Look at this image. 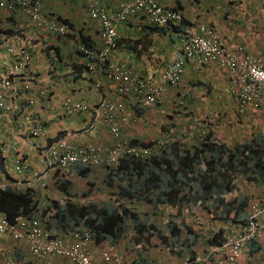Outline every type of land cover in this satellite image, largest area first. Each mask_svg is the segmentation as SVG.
<instances>
[{"label": "built area", "instance_id": "2783aa9c", "mask_svg": "<svg viewBox=\"0 0 264 264\" xmlns=\"http://www.w3.org/2000/svg\"><path fill=\"white\" fill-rule=\"evenodd\" d=\"M42 2L0 0V10L10 13L20 9L48 32L67 34L69 25L55 15L43 14ZM87 5L89 17L99 27L100 46L90 48L75 41V49L84 57L87 71L93 72L100 65H106L115 84V96H104L94 104L66 96L51 111L54 118L90 113L89 127L94 129L99 123L107 125L114 142L111 145L75 146L63 137L48 139L45 121L32 109L33 97L28 95L27 89L19 93L16 88V81L30 76L31 65L38 60L32 50L33 42L24 32L3 35L0 31L1 186H9L15 191L26 188L35 191L38 187L44 190L50 173L59 174V180H69L77 172L78 165L101 169L104 178L122 159L149 156L152 147L132 145L120 138L121 126L131 118L130 112L134 115L136 108L151 107L167 86H176L188 63H216L226 68L230 78L224 90L233 99L238 113L244 114L248 109L264 111V50L252 56L242 45L229 47L224 38L205 23L182 25V12L163 0H117L113 15L102 9L100 0H88ZM261 6L264 8V0H261ZM133 15L141 16L147 25L179 27L180 48L163 70L136 74L124 64L110 59L117 45V23H123ZM36 95L46 98L49 91L43 87ZM17 100L24 101V105H17ZM13 118L16 132L14 127L7 125ZM19 138L28 139L35 145L41 171L31 170L32 165L21 149ZM164 144L159 140L153 146L159 148ZM53 200L56 199L51 194H46L35 215L21 218L15 224H10L0 211V264H133L117 243L95 242L91 230L84 225L62 234L49 230L41 218V211ZM248 209L246 220L230 224L226 240L220 246L210 247L202 256L186 255L179 264H234L248 249L249 243L264 237V197L250 201ZM19 244L27 252L23 263H18L16 258L17 250L21 249Z\"/></svg>", "mask_w": 264, "mask_h": 264}, {"label": "crops", "instance_id": "0c3cea01", "mask_svg": "<svg viewBox=\"0 0 264 264\" xmlns=\"http://www.w3.org/2000/svg\"><path fill=\"white\" fill-rule=\"evenodd\" d=\"M163 2L182 12V25L205 23L216 30L229 47L242 45L252 56L259 55L264 50V8L261 6V0H163ZM87 4L88 0H43V14L67 19L73 24L71 31L69 30L65 35L48 32L43 26L32 22L27 14L20 9L10 13L0 10V29L6 30L3 35L24 32L33 42L32 50L38 60L32 63L30 76L21 77L16 81V88L19 93L27 89L28 95L33 97L32 109L36 116L45 121L48 139L54 140L63 137L75 146L111 145L114 138L107 125L99 123L94 129L89 127L92 120L90 113L54 118L51 111L53 106H57L66 96L75 100L86 99L91 104L97 103L104 96L109 98L115 96V84L109 73L99 67L93 72L87 71L84 57L75 49V41L80 42V37L76 34L79 29L93 43L92 48L100 46L99 27L89 17ZM100 4L104 11L113 15L117 7V0H100ZM116 30L118 42L111 52L110 59L124 64L136 74L144 75L148 72L163 70L171 56L180 48L179 27L175 25L149 26L141 16L133 15L127 21L117 23ZM229 78L230 72L216 63H188L176 87H166L159 99L160 103L168 100L173 101L172 103H181L180 111L175 110V115L172 116V119L170 118V122L178 119L181 122L186 121L184 126L178 128L179 138L184 141L191 139L193 142V139L199 137L203 131L210 130L214 136H217L229 147L245 141L246 126L243 124L245 120L241 118L253 117L257 120L264 117V111L248 109L244 115L238 113L233 99L224 90ZM43 87L49 91V96L46 98L36 95V92ZM24 103V101L17 100V105L23 106ZM155 109H147L138 115H133L130 112L131 118L122 125L120 138L129 140L130 137L136 136H162L161 131L159 134L156 132L161 130L162 122L166 118L155 119L153 114ZM215 114L218 116L226 114L224 123L214 122L211 125L207 123V126L196 123L204 116ZM183 116H187V118L185 119ZM13 120L14 118L7 125L14 127L16 132ZM234 121L238 123L235 124ZM206 122L205 120L204 123ZM142 124H146V129L141 132L137 131L138 126ZM241 127L244 128V136L235 132V130L241 131ZM19 142L21 149L29 157L32 165L30 166L31 170L41 171L42 166L36 160L38 151L35 145L25 138H19ZM73 175L81 177V179L88 178L80 176L78 172ZM57 179H59V174L50 173L46 179L47 189L43 190L38 187L35 190L36 199L39 202L42 198L44 200L46 194H51L56 200L70 198L77 204L82 202L86 204L90 200H94L93 196H87L86 190L82 192V196H87L86 200H83L84 198H79L81 201L77 200L70 180H68L71 187L69 192L72 196L67 197L57 188ZM85 184L88 183H83V185ZM238 187L240 193L249 196L248 214L250 201L264 197V183H255L242 177L238 182ZM79 194L81 195V193ZM113 198L111 195L108 199H103L102 202L114 205ZM135 203L136 206L132 209L138 211L146 223H164L168 215L176 212L175 208H171L167 204H159L157 208H152L144 201L138 200ZM194 209H196L195 213L192 212L185 217V223H195V219L198 218L202 223V232L206 233L205 230L209 229L208 231L211 233L213 230L210 221H216V219H212L210 213L201 207L194 206L192 210ZM224 225L222 223L221 227L225 228ZM255 241L259 243L260 248L252 253L249 246L245 254L248 258L245 259L247 256L241 257L236 264H253V262L264 264V237ZM117 244L120 245L119 242ZM17 252L18 263L25 262L27 256L25 248ZM182 258L183 256L179 255L175 264L180 263ZM136 259L141 264H152V259L146 258L145 255Z\"/></svg>", "mask_w": 264, "mask_h": 264}, {"label": "trees", "instance_id": "16d2710c", "mask_svg": "<svg viewBox=\"0 0 264 264\" xmlns=\"http://www.w3.org/2000/svg\"><path fill=\"white\" fill-rule=\"evenodd\" d=\"M61 20L73 28L67 19ZM0 31L6 33V30ZM76 34L83 44L93 47V43L80 29ZM99 68L107 71L106 65H100ZM159 99L149 108H136L134 115L158 108L161 106ZM180 105L174 102L171 111H180ZM169 117L172 119V115ZM170 118L168 122L163 121L161 130L156 132L159 134L161 131L162 136L146 135L127 139L132 145L152 147L153 150L147 157L120 160L118 167L110 169L103 178L108 187L115 188L114 205L94 200L86 204H77L69 198L53 200L41 211L45 226L62 234L84 225L91 230L95 242L108 240L117 243L132 231L134 233L127 237L130 253L140 248L147 249L155 241L152 246L158 244L175 254L194 257V245L201 233L198 232L200 229L185 223V217L191 212L188 210L190 205L206 210L218 223L246 220L250 199L248 195L240 193L238 182L244 177L248 181L264 183V135L259 133L232 147L220 141L210 130L203 131L193 142L191 139L184 141L178 136V128L184 124L170 122ZM206 121H202L203 124L211 125L210 121ZM159 140L165 144L155 148L153 145ZM76 170L80 176L87 177L92 169L78 165ZM69 183L68 180L56 181L57 188L67 197L72 196ZM92 186V182H89V188ZM138 200L150 204L152 208L167 204L175 208L176 212L168 215L164 223H146L142 215L128 204L135 205ZM38 205L32 188L15 191L9 186L0 185V211L10 224L35 215ZM226 233L224 227H219L211 233H204L203 238L208 246H220L226 240ZM249 246L252 253L260 248L255 240ZM19 247L25 248L21 244ZM138 254L143 253L140 251ZM131 260L133 264H141L136 258Z\"/></svg>", "mask_w": 264, "mask_h": 264}, {"label": "rangeland", "instance_id": "374dc122", "mask_svg": "<svg viewBox=\"0 0 264 264\" xmlns=\"http://www.w3.org/2000/svg\"><path fill=\"white\" fill-rule=\"evenodd\" d=\"M172 102L173 101L168 100L167 102L161 103V106H159L160 109L156 108L155 111H153L155 119L163 120V119L166 118V122H168L169 118L171 117V116L169 117V115H172V116L175 115V110L171 111V109L174 108ZM226 117H227L226 114H224L222 116H218L216 114L215 115H211V116H207V117L204 116L203 118L200 119V122H201V124H203L202 121H205V119H206V120L210 121L211 124H213L214 122L215 123L216 122L224 123V121L226 120ZM183 118L186 119L187 116H183ZM241 119L245 120V121H243V124L246 126V137H245V141L244 142H246L252 136L257 135L259 133L264 135V117H261L260 119H257V120H255V118H253V117H246V118L242 117ZM149 120H150L149 122L151 124V119L149 118ZM177 121H178V123H182V124L186 123V121L181 122L180 119H178ZM200 122L197 121L196 123H200ZM233 123L237 124L238 122L234 121ZM241 123H242V121H241ZM156 124H158V123H156ZM222 125H224V124H222ZM144 129H146V124L139 125L137 131L141 132ZM153 129H156V128H153ZM235 132L238 135L241 134L242 136H244V128L243 127H241V131L235 130ZM87 177L88 178H86V179H81V177H77L76 175H73L72 177H70L72 180L69 179L72 182L71 187H72L73 191L75 190V193H76L75 197L77 198V200L81 201V199H83V198H84L83 200H86L85 198L87 196L88 197L93 196L94 201L102 202L103 199L106 200L111 195H112V197H114L113 193L115 191V188L108 187V185H106V183L103 181V171L101 169H94L92 171V173L89 174ZM85 182L88 183V184L83 185V183H85ZM89 182H92V184H93V186L91 188H89ZM88 189H90V191ZM84 190L89 192L87 194V196H82V192ZM79 193H81V195ZM79 198H81V199H79ZM252 201H253V199H252ZM128 204L130 205L131 208H134L136 206V205H132L133 203L130 204V202H128ZM193 207H194V205L191 206V208L188 207V210L191 211ZM195 207H197V206H195ZM197 208H199V207H197ZM195 210L196 209L192 210L190 213L191 214H192V212L195 213ZM210 223H212V228H211L212 230L217 229V228L221 227V225H222V223H218L217 220L216 221H210ZM188 224L192 225L195 229H200L202 231V228H201V224L202 223L200 222V219L196 218L195 219V223H188ZM230 224L228 223V224L224 225L226 230L230 226ZM208 230H205V231H208ZM133 233L134 232L131 231V233L129 232V234H127L122 239H120V241H119L120 245H118L120 250L129 259L137 258V257H141L142 255H145L146 258L150 257L152 259V262H151L152 264H175V261L177 259H179V255L178 254H175V253L171 252L170 249H168V248H166L164 246H159L158 244L152 246L153 245L152 243H154L155 241H153L149 245V247L147 249H141L140 248L138 251H135V252L131 251V253H130L128 248H127V244H128V240H129L127 237L130 236ZM200 233H201L200 234L201 237H199L198 242L195 243L194 251H195V253H197L196 255L202 256V255H205L208 252V250L210 249V246H208V244L205 241V238H203L204 233L203 232H200ZM155 239H157V238H155ZM125 245H126V247H125ZM140 251L143 254H138ZM246 251H248V250H246ZM246 251L239 257V260L241 259V257L243 258L244 256H247V255H245ZM186 255L187 254H184L183 258ZM183 258H182V260H183ZM246 258H248V256L245 257V259ZM182 260H180V261H182ZM253 264H255V262H253Z\"/></svg>", "mask_w": 264, "mask_h": 264}, {"label": "clouds", "instance_id": "9594fccd", "mask_svg": "<svg viewBox=\"0 0 264 264\" xmlns=\"http://www.w3.org/2000/svg\"><path fill=\"white\" fill-rule=\"evenodd\" d=\"M70 27V26H69ZM70 31H71V28H70Z\"/></svg>", "mask_w": 264, "mask_h": 264}]
</instances>
